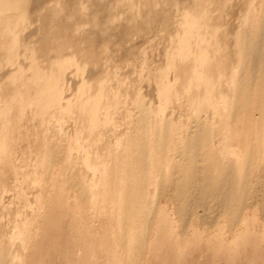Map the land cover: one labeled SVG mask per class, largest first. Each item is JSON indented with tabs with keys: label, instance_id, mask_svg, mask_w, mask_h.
<instances>
[{
	"label": "bare ground",
	"instance_id": "6f19581e",
	"mask_svg": "<svg viewBox=\"0 0 264 264\" xmlns=\"http://www.w3.org/2000/svg\"><path fill=\"white\" fill-rule=\"evenodd\" d=\"M75 1L76 2H73L71 0V2L75 4V7L67 9L63 0H0V187L5 188L12 177L15 179L19 176L18 161L15 160V155L17 148L20 146L22 147L24 143V147L29 151L28 153L35 154V158L38 157L37 161H39L35 168L38 170L42 169L41 172L43 174H53V170H55L53 167L54 163L57 161L60 162L61 160H59L57 151H55L59 143L51 140V143L48 144V140L45 138L46 135L42 128L46 126L45 124H47L48 121V123H50L61 116L64 118L70 117L71 119L76 118V121L73 119L74 122H80L81 127L80 124L79 127L81 130H86H83L86 133L88 131L87 134L90 139H95L97 135L98 139L101 135L103 137V133L107 129H105V127H107L108 122H111V120L109 121V113H112L113 111L116 112V107L118 105L120 106V103L123 100V96L120 97V95L129 92L126 90L123 93L124 90L122 89V82L124 81L126 83V78L122 77L125 80L122 79L123 81H121V77L117 75V71H120L119 60H117L119 65L117 64V66L113 67L116 62L113 61L116 60L115 56H105V51L110 47V42L113 39L112 37H119L120 40L126 36L130 37L129 35L131 33H136L139 36L141 35L140 32L143 33L146 29H148L147 31H150L151 27H153L154 24H157L155 22L159 21L164 33L167 31L169 34L168 39L169 43H171L169 44V47H163L165 49L164 58L166 59L163 63H158L156 66L153 65V61L150 63L149 61L143 60L145 64L143 62L144 65L141 64V68L144 66L143 70L145 68L147 69L145 71L147 73V78L150 82L153 81L156 88V94L164 103L159 111V114L161 115L155 117L153 123H150L151 114L154 112V109L149 103L147 104L145 102L143 97L138 99V112L140 114L134 119L135 121L133 120L136 125V133L135 136L133 135V141L131 138V142L134 143L132 144V151L128 154H119V160L117 161L113 160L112 150L110 151V148H108L109 146L103 148L96 147V150L91 148V151L93 149L92 153L89 151V145L88 147L83 144L79 145L78 149L82 152H86L82 155V162H85V164L94 172V178H92L90 183L85 179L83 172L77 173L76 171H72L75 167L69 166V164H71L69 156L63 158L64 161H66L65 163H67L62 169L66 176L64 182H69L71 180L77 181L80 185L79 190L81 194L88 190L93 192L92 196L88 197L85 203L80 206V210H83L85 207L89 208V210L85 208V210H88L86 213L89 212L88 216L94 217L98 211H101V209L108 203L110 204L109 215L111 217V225L114 227L112 235L109 234V230L105 227L101 228L102 233L103 231L105 233L104 235H101V231L97 233L94 231V233L93 230L88 228L89 226H85L87 228L79 226L77 231L85 234H83L85 236L83 241L88 243H84L81 239L83 243L80 245L85 249H83L85 252H83V257L78 258L79 260H75V257H73L74 255L72 254V248L76 242L74 244L71 242V238L75 232V230L72 232V228H74L73 222L69 219L70 221H68V223L64 218L69 215H77L74 212L76 211V208L73 206L71 207V209H73L68 211L63 209L61 205V191L64 194L66 193V189L61 188V191L55 193L49 202L48 206L50 215L45 223L46 226L44 225L43 227V239H35L37 242L34 243V247L38 248V252H43L39 253L43 254V259H39L38 261L36 258L38 262L32 260L33 262L31 263L50 264L45 262L44 258L51 262L52 256L55 254L54 252L58 251V253L62 254V257L60 258L65 257V264H138L143 260L144 254L154 246H151L152 241L153 243L162 242L164 244L166 241H169V239L176 238V241L178 242L177 245L181 248V243L185 238L183 237L185 234L184 232L187 231L185 230L181 234L179 232L175 235L171 229L163 226L161 223L167 225L169 224V221H171L168 219V212L166 211L165 213L167 215H162L161 225L158 227L156 220H158V215L161 213V206L158 205L157 201H159L161 197H157L156 195L166 196L170 200L173 199V204L175 202L179 211L181 210V212L183 211V213L189 214V212L194 209L191 207L194 192H198L200 196L205 193V197L203 195L201 196V199H204V201L210 197L212 198V196L214 198L215 196L211 192H216L215 194L220 196V198L217 196L218 199L215 197L217 199L216 201L232 203V207L235 210L233 213L237 214V212H242L241 209L243 210L242 198L244 195H241L240 197L232 196V194L235 195L232 190L234 183L241 187H245L246 184L253 183V178H257V180H255L258 182V177L254 176L256 172L257 175H259L258 173L262 172V170L264 172V168H261L259 163L254 168L250 167L252 165L246 166L247 160L252 151H254L253 154H257V151L255 153L256 149L251 151L252 147L247 148L242 154L237 150H231L232 153L230 154L229 152L231 151H228L227 155L217 154L212 151L213 143L211 137L202 133H193V135L188 134L187 142H185L186 145L183 150H178L179 146H174L172 149L169 144L164 142L165 135L163 136V132L166 134V127H168V125L167 122L162 125L161 111L167 109L166 106L172 99H178V95L180 96V94H184L186 98L184 100L186 102L184 103L189 105V109L192 108L196 112L212 110L214 113H218L216 112L217 106L221 102L220 99H218V93L220 92V95H222V91L225 93L226 97L230 92V90L225 89L226 87L223 89L220 87L222 85L224 86L225 83H229V85L231 84L230 86L232 87L234 85L238 90V92H236L237 96H243V101H248V105H245L250 107L251 104L249 105V101H251V94L253 91L252 93L249 92L250 90L247 91L249 87H246V81H241L243 78L240 75L241 72L236 70L245 58L242 59L243 57L237 55L235 51L230 49V43H227L229 41L225 40V38L228 37V35H225L226 31L223 33L222 31L220 32L223 27L221 19L223 18V15L221 13V15L218 14L215 16L214 13L217 11L215 8L220 7L222 9L220 6L223 3L222 0H189L192 1V6L190 5L188 8V5L186 4L187 9L183 10L184 13H182V10L178 7L180 11L179 14L177 13L178 16H173V12L169 9L171 8L170 6H173L177 12L178 9L176 6H180V2H182L181 0H118L115 2L117 3L115 4L116 6H114V3H109V0L105 4L96 5L95 10H97L99 14L90 15V20L87 24H90L93 27L88 31L85 30V26L80 24L79 21L76 20L73 22V19H75L74 17L83 11V4H81L80 0ZM212 4L215 6L213 8L215 11L211 9ZM262 6L264 8V0ZM120 7L121 10H119ZM122 7L126 10V16H124L123 22L115 23L117 19L116 14L124 11ZM89 8L90 7L88 6L87 9ZM181 8L183 9V6ZM115 10H118V12ZM252 10V6L249 4L245 9V16L243 18L247 28H250L249 23H251L250 30L252 31L253 39L256 44V41L264 36V26L259 25L255 20L256 18H250V12H252ZM62 12H64L63 17L60 15ZM211 13H213L214 16ZM86 14L88 13L85 6V17L87 16ZM262 14H264V11ZM27 21H29V24L36 23L37 26H34V30L32 29V31L30 29L31 32L27 34L24 33L25 35L22 36V34H20L21 29L27 24ZM156 30L159 29L157 28ZM34 31H38V33L42 35L41 40L33 38L32 34ZM235 33L237 43L239 45L244 44L242 40L245 37L242 31ZM166 34L162 36H165ZM151 43L153 42L151 41ZM255 44L252 46V53L254 56H257L262 50H260L261 47L258 45L256 46ZM132 47L134 48V43L124 55L130 53V55L132 54V56H135V49ZM20 48H22V52L21 50L19 51ZM242 52L241 55L243 54V56H245V50ZM17 54L19 55L17 56ZM14 56H17L15 57L16 60L14 59ZM263 56L264 55H262V57L258 56L257 59L255 58V64H257V66L261 65L264 67ZM22 58L23 60H20ZM11 59L15 61V63L12 64L14 65V68H9L11 67V64H9ZM80 60L86 63L85 65L83 63L85 67L89 65L87 63L92 64L94 67H90L91 69L89 68L88 72L86 70V77L79 79L78 83L77 79L67 72V68L70 65H81V62H79ZM110 68L114 70H110ZM79 69H77L78 72L80 71ZM118 73L121 74V71ZM112 78L113 81H116L115 85L112 84L114 82H111L112 85L110 84ZM249 84L250 82L248 85ZM72 85H75V91L73 90L74 92L71 91L70 93L67 90H70ZM130 87L131 86H129V88ZM218 88L221 90H218ZM125 101L124 103H126ZM114 108L115 110L112 111ZM252 109L254 110L253 107ZM102 110H104V112ZM163 113L165 116V112ZM263 113L264 111L261 112L262 115ZM262 115V119L259 117L261 120H263ZM234 118L235 117L232 119H225L224 121L226 125L235 121L236 119ZM259 118H256L254 113H251L250 121H248L251 124L254 122L258 124V122H260L258 120ZM34 119L37 120V123L31 124L32 121L34 122ZM200 120L201 118L197 120L198 122H195L199 123L201 122ZM149 127H152L155 130L150 133ZM81 133V135L85 134L82 131ZM257 134L259 133L255 134L252 131L249 136L245 137V140L246 138L252 139L253 135L257 136ZM83 136L78 135L75 138L70 136L66 141H68L69 144H76L78 142L76 140L81 139L80 137L83 138ZM227 140L229 145L234 143L233 141H236L235 137L231 134H228ZM182 141H179V143ZM251 144L253 146V143ZM87 148H89V150ZM170 148L174 153L169 156ZM21 149L19 150L21 151ZM253 154L251 155L252 157ZM21 155L23 158V160L21 159L22 164L31 162L27 161L25 151L23 153L21 152ZM180 155H183V157L187 156L191 159H197L200 164L202 163V165H200L201 167H199L200 169L202 168V171H196L197 169L194 171L188 167L190 165H188V169H186L185 165H187V162L182 163V160L180 161L181 158H179V160L177 159V156L180 157ZM154 158H157L160 161L155 175L151 176V167L157 163ZM36 171L37 170L35 169V172ZM169 182L171 184L170 186ZM171 182H173V184ZM152 189H155L162 194H158V192L152 194ZM172 192L174 193L172 194ZM157 198L159 199L157 200ZM193 211L196 212L195 209ZM83 216H85V213ZM236 217L238 218V216ZM74 218H76V216ZM13 222L15 230H17L16 232L20 233L25 229V221L23 225L18 224L17 220ZM157 222L159 223L160 221ZM156 225L158 230L155 233L153 231H155L154 226ZM246 231L249 232H245L247 233V236L252 235L250 234V230ZM223 232L224 231H221L222 234H224ZM235 233L236 232H234V234ZM242 233L244 232L242 231ZM97 234H100V236H107L106 239L103 238V240L100 239L99 243L97 242V245L102 247H96L95 245L91 247L84 246L92 242L91 240L96 238ZM242 235L238 236L241 237ZM236 236L237 234L232 237L235 238ZM243 236L242 239H244V242L247 244L251 239L246 241L247 237L245 235ZM89 237H92V239L90 238V241ZM221 237L223 238V236ZM46 240L47 247L45 246L46 248L40 249L42 242H45ZM62 240L65 241L64 243L67 242L64 244V247H62ZM2 241L0 243V264L21 263L18 262L19 255H13L10 253L9 249H7V244L5 241ZM185 241H187V239ZM70 243L73 245L71 244L70 246ZM93 243L95 244V242ZM219 243L221 242H218L217 244ZM179 244H181V246ZM107 245L111 251L109 254L106 251L107 256L103 261V258L99 256L98 251H103L104 254V251L108 249ZM165 245L166 244L163 246L165 247ZM221 245L223 246V244ZM221 245H219L220 247L218 249L225 252L226 255L225 250L227 247H225L226 249H222ZM156 246H158L157 243ZM61 248L67 249L60 250ZM211 248L214 249L213 246ZM231 248L232 246L230 249ZM76 249L78 251V248ZM163 249L161 250L159 248V250H161V252L159 251V254L164 255L166 258H164L165 262L161 261L160 263L168 264L169 258L167 257V253L169 248H166V250ZM218 249L216 253H218ZM151 250L152 249H150V252ZM52 252L54 254L51 256ZM58 253H56V255ZM157 253H155V255ZM60 254L58 255L61 256ZM179 254H181V251ZM35 255L36 254H34V256ZM214 256L215 255L213 254V257ZM216 256L218 255L216 254ZM229 256L232 257H229L232 260L235 257L231 254ZM178 257L180 258V256ZM178 257L175 256V258ZM222 257H224V255H222ZM29 258L30 257L27 255L25 260L26 263ZM60 258L57 259L61 260ZM170 261H172V259Z\"/></svg>",
	"mask_w": 264,
	"mask_h": 264
},
{
	"label": "rangeland",
	"instance_id": "374dc122",
	"mask_svg": "<svg viewBox=\"0 0 264 264\" xmlns=\"http://www.w3.org/2000/svg\"><path fill=\"white\" fill-rule=\"evenodd\" d=\"M72 1L76 2L75 0H72ZM107 1H109V0H80L81 4H83L82 5L83 11H81L80 13L77 14L76 17H74L75 19H73V22L77 20L80 22V24H83L85 26L86 31L90 30V28L93 27L92 25L87 24V22L90 20V15L99 14V12H97V10H95L96 5L105 4V3H107ZM117 1L118 0H110L109 3L110 2H111V4L114 3V6H116L115 4H117V3H115V2H117ZM181 1L182 2H180V6L181 7L183 6V9L178 5V6H176L178 9L177 12L173 6H170L171 8L173 7L172 9L171 8L169 9L171 12H173V14H174L173 16H178V14L180 12L179 8H180V10H182L181 12L184 13L183 10L187 9V5H188V8L190 7V5L192 6V3H191L192 1H189V0H181ZM222 1H223V3L220 5L222 7V9L220 7L215 8V10H217V11L219 9V11L218 12L216 11V13H214V14H215V16H217L218 14L221 15V13H222L223 18H221V19H222L223 27L220 30V32L222 31V33H223L226 31L225 35L226 36L228 35V37H226L224 35L226 37V38L225 37L224 38L226 41H229L227 43L228 44L230 43L229 44L230 46L228 45L230 47V49L235 51V53L237 55L243 57L242 59L245 58V60L241 59L243 62L239 66V68L238 67L236 68V70L241 72L240 75L243 77V78L241 77L242 78L241 81L242 82L246 81L245 82V83H247L246 87L247 88L249 87L248 89L246 88L247 91L250 90L249 91L250 93H252V91H253V93L251 94L252 95L251 101H249V105L251 104L252 106L251 105H250V107L246 106L245 104L248 105V101L244 102L243 96H241V97L237 96L236 92H238V90L235 88L234 85H233V87L230 86L231 84L229 85V83L228 84L225 83L224 86L223 85L220 86V87H222V89L226 87L225 89L230 90L228 96L226 95V97H225V93H223L222 91H221V94L222 95L224 94L223 95L224 97L222 95H220V92L218 93L219 95L217 94L219 97L218 99H220V101H221L219 103V105L217 106V110H216V112H218L219 114L214 113L212 110H206V111L204 110V112L203 111L196 112L192 108H190L191 109L190 110L188 108L189 105H186V103H184V102H186V101H184L186 99L184 94H180V96L178 95V99L175 98V99L171 100V102L166 106L167 107L166 110L161 111V113H162V125L165 122H167V125H168V127H166V134L162 131L163 136L165 135V138H164L165 141L164 142H166V144H169V146L172 147V149L174 148V146H179L178 150H183L185 145H186L185 142H187L188 134L193 135V133L194 134H198V133L201 134L202 133V134H205V135H208L209 137H211L212 143H213L212 151L214 153H217V154H221V155L226 154L227 155L228 151H231V150L232 151L237 150L240 154H242L245 150H247V148L252 147L251 151L256 149L255 153L257 151V154H253L254 151H252L251 155L253 154V157L251 155H249V159L247 160L246 166L252 165L250 167L254 168L259 163L261 168H264V130H263L264 129V113H263V115L261 114V112L264 111V67L261 65L257 66V64H255L256 63L255 60L258 58V56L262 57V55H264V38H263L264 36L262 38H260L258 41H256V44H255L254 39H253V35H252V31L250 30L251 29V23H249L250 28H247L246 23L244 22V18H243L245 16V9L250 4L252 6V9H253L252 12H250V14H251L250 18H253V19L256 18L255 19L256 22L259 25L264 26V14H262V12L264 11V8L262 6L263 0H246V3H245V0H222ZM63 2L66 4L67 9H71V8L75 7V4L73 2H71V0H63ZM241 2H242V4H241ZM243 4H245V5H243ZM85 6H86L87 13H88V14H86L87 15L86 17L84 16ZM88 6L90 7L89 9H87ZM211 6H212L211 9H213L215 7L213 4ZM239 7H240V10H239ZM122 8L124 10V7H122ZM119 10H121V7L119 8ZM115 11L118 12V10H115ZM125 11L126 10H124L123 12H118L116 14L117 19H116L115 23L123 22L124 16H126ZM211 14L213 15V13H211ZM60 15L63 17L64 12H62ZM219 21H221V20H219ZM26 23H25L26 25H24V27H22V29H21L20 34H22V36L31 32L32 29L34 30V26H37L36 23L29 24V21H27ZM155 23H157V24H154L153 27H151L150 31H147L148 29H146L143 33L140 32L141 35H139V36L136 33H135L136 35L134 33H131L129 35L130 37L126 36L125 38L123 37L124 39L122 38L120 40H119V37H112L113 39L110 42V47L108 48L109 50L107 49V51H105V53H106V54H104L105 56H111V55H112L111 57L115 56L116 60H113V61H116V62H115V65L112 62V64L114 65L113 67L117 66V64L119 65V63H120V65H119L120 67L119 66L118 67L120 68L119 70L121 71L122 75L120 73H118L120 71L116 70L117 67L115 68V70L117 71V75H119V77H121L120 78L121 81L125 80L123 78H126V80H125L126 83L124 81L123 82L125 84L122 82V84H123L122 89L124 90L123 93L126 90L129 92H125V94L121 93L122 95H120V97L123 96V100L121 99L122 102L120 103V106L118 105L119 107L118 106H117L118 108L116 107V109H117L116 112L113 111V110H115V108H114V109H112L113 112L109 113V115H110V116L108 115L109 121L111 120V122H108L109 126L107 125V127H105V129L106 128L107 129L105 131L106 133L105 132L103 133V137L101 135V137H99V139H98V135H97L96 136L97 139L95 137V139L91 138L92 139L91 140L87 134L88 131L86 133V132H84L86 130H84V129L81 130L80 122L79 123L74 122L73 119H75V121H76V118L71 119L70 117L69 118L66 117L67 118L66 119V118L61 116L58 119H54L50 123H48L49 122L48 121L47 124H45L46 126L43 127L42 129L44 131V134L46 135L45 138L48 140V144L51 143V140L53 142L59 143L57 145V149H55V151H57V155L59 157V160H61L60 162L57 161L54 163L53 167L55 168V170H53V174L51 173L52 175L51 174H43L41 172L42 169L38 170L37 168H35L37 162L39 161V160L37 161L38 157L35 158L34 157L35 154L33 155V154L28 153L29 151L26 150V148L24 147L25 143L22 145V147L20 146L17 148L15 160L18 161L17 162L18 163V170H19L20 174L15 179H14V177H12V179L9 181L8 185L5 188L0 187V243L2 240H3L2 242L5 241V243L7 244V249H9L10 253H12L13 255H16V254L19 255V258H18L19 261L18 262H21V263L16 262V264H31L34 260H35L34 262H38L39 259H41V260L43 259V257H42L43 254H39V253H43V252H38L37 251L38 248L34 247L35 246L34 243H36L37 242L36 240L39 238L43 239V236H42L43 227H44V225L46 226L45 223L49 219V215H50L49 206H48L49 202L51 200V197L55 193H57L58 191L59 192L61 191V188L66 189V193H64L65 196H64L63 192L61 191V193H62L61 194V197H62L61 198V205H62L63 209L68 211V210H72L73 208L71 209V207H73V206H75V208H76V211H74V212L77 214V215H75L77 219L74 218L75 216H73V215L66 216L67 218L64 216L65 217L64 219L67 222L70 220H71V222H73L74 228H72L73 229L72 232L74 230H75V232L73 233L74 235L71 238L72 239L71 242L73 244L76 242L75 243L76 245L75 244L73 245L72 243H70V246H71V244L73 245V248L72 247L71 248H72V251H73L72 254L74 255L73 257H75L74 258L75 260L83 257V252H85L84 251L85 249L82 248V245H80L84 242L83 239L85 238V236H84L85 234L77 231L79 226H83V227L89 226L88 228L93 230V232L95 231L96 233L99 231H101V233H102L101 228L105 227L109 230V234L112 235V230L114 227H112V225H111V217L109 215L110 204L108 203L104 208L101 209V211H98L94 217L88 216L89 212L86 213V211H88L89 208L85 207L88 210H85V208L84 209L82 208L83 210H80V206L85 203V201L87 200L88 197L92 196L93 192L88 190V191L81 194V192L79 190L80 185L78 184L77 181L71 180L69 182L68 181L64 182L66 180V176L64 175L62 169L65 167V165L67 163H65L66 161H64L63 158H65V156H67V157L69 156L70 162H71V164H69V166L75 167V168H73L72 171H76L77 173L83 172L85 175V179L90 183L92 178H94V176H93L94 172L91 168H89L85 164V162H82V159H81L82 155L86 152L84 150H83L84 152L79 150L78 149L79 145L83 144L85 146L87 145V147L89 145L90 150H89V148H87V149L90 152H92L93 149L96 150V147L97 148H99V147L103 148L105 146H109L108 148H110V151L112 150L113 160L117 161V160H119V154H121V153L128 154L130 151H132V148H133L132 144H134V143L131 142V138L133 141V137L135 136V133H136V131H135L136 125H135L134 119H136L137 116H139V114H140L138 112L139 111L138 110V108H139L138 99H140V97H143L145 102L147 104L149 103V105H151V107H153L154 112L151 114L150 123H153L155 117H157L158 115H161V114H159L160 113L159 111H160V108L162 107V105H164V103L162 102L160 97H158V95L156 94V88H155V84H153V81L150 82L148 80L147 75H146L147 73L145 72L147 69L145 68L143 70L144 66L141 68V64L142 65L145 64L144 61H149L150 63L153 61L152 63H154L153 65H155V66L158 65V63L159 64L163 63L166 59V58H164L165 57V54H164L165 49L164 48L169 47L170 46L169 44H171V43H169V39H168L169 34L167 33V31H165V33H164V30H162V25L160 24L159 21L155 22ZM23 28H24V30H23ZM157 28L159 30H156ZM30 29H31V31H30ZM238 31H242V33L244 34L245 38L242 40V42L244 44H242V43L241 44L245 48L242 45H239L237 43V41H236L237 38L235 39V37H236L235 32H238ZM164 34H166V35L162 36ZM32 35H33L34 39L35 38L40 39V40L42 39V35H40V33H38V31L37 32L34 31V33ZM150 40L154 44L151 43ZM133 43H134V48L133 47L132 48L135 49V53H136L135 56L136 57L132 56V54L130 55V53L128 55H124L127 52V50L130 49V47ZM254 44L256 46L258 45L259 47H261L260 50H262L260 54H257V56H254V54L252 53V46ZM21 49L22 48H20L19 51ZM244 50H245V53H244L245 56H243V54L241 55V53H243L242 51H244ZM19 51H18V53H19ZM137 51H138V53H137ZM21 52H22V50H21ZM18 55L19 54H17V56ZM17 56H14V59ZM263 58H264V56H263ZM20 60H23V58ZM117 60H119V63H117ZM11 61L9 62V64H11V67H9V68H14V65H12V64L15 63V61H13L12 59H11ZM18 61H19V59H18ZM134 61H135V63H134ZM79 62H81L80 63L81 65L75 64L76 66H74L72 64L73 66L70 65L69 66L70 68L69 67L67 68V72H69L70 75L75 77V79H77V82L82 77H86L85 76V75H87L86 70L88 72L90 67H94L90 63H87L89 65L88 66L86 65L87 67H85L84 65L86 63L82 62L81 60ZM143 62H144V64H143ZM83 63H84V65H83ZM90 65H92V66H90ZM77 69H79L80 71L78 72ZM111 69L112 68H110V70ZM112 70H114V69H112ZM71 72H73V73H71ZM245 74H246V76H245ZM111 82H114V83H112L113 85H115V83H116V81H113V78L111 79L110 84H111ZM249 82H250V84L248 85ZM76 85H78V84H76ZM129 86H131V87L129 88ZM229 86H230V88H229ZM71 87L72 88L69 87L70 90H67L70 93H71V91L72 92L75 91V85H72ZM236 87H237V85H236ZM134 89H135V92H134ZM219 89L220 88H218V90ZM223 91H225V90H223ZM226 94H227V92H226ZM124 101L126 103H124ZM254 104L256 107L254 106ZM256 104H259V105H256ZM186 107H187V109H186ZM252 107L254 108L255 111L252 109ZM262 109H263V111H262ZM251 110H253V111H251ZM102 111L104 112V110H102ZM163 112H165V116H164ZM251 113L252 114L254 113V116L256 118H259V117L261 118V115H262L263 120H261L262 118L258 119L260 121V122H258V124L260 123L259 125L255 122L253 124H251L249 122L250 117H251ZM29 117H31V116H29ZM35 117H37V116H35ZM103 117H104V115H103ZM110 117H111V119H110ZM164 117H165V119H164ZM233 117H235L234 119H236V120L230 122L229 125H226L224 120L228 119V118L232 119ZM112 118H113V120H112ZM200 118H201V120H200L201 122L197 123L198 122L197 120H199ZM237 118H238V120H237ZM36 121L37 120L34 119V122L32 121L31 124L37 123ZM195 121H197V122H195ZM79 124H80V127H79ZM199 129H200V131H199ZM149 130L148 131L150 133H152V131L155 129L152 127H149ZM81 131L83 133H85V134H83L84 136L81 135L82 134ZM252 131L255 134L256 133H259V134H257V136L253 135L252 139L246 138V140H245V137L249 136ZM77 134L80 136H83V138L80 137L81 139L76 140V141H78L76 144L75 143L69 144L68 141H66V139L68 137L73 136V138H75L76 136H78ZM228 134L233 135L236 139V141H233L234 143H232L233 146H232V144L229 145V143H228V140H227ZM102 138H104V139H102ZM179 141H182V142L179 143ZM251 143H253V146ZM228 146H229V148H228ZM21 148H23V149H21ZM91 148H93L92 151H91ZM19 149H21V151ZM172 149L169 151V156L174 153ZM24 151L26 154L25 156L27 157V161H31L30 163L29 162H27V163L23 162L25 164H22L21 159L23 160V158H22L23 154L21 155V152L23 153ZM110 151H109V153L111 154ZM232 151L229 152V154L232 153ZM19 152H20V154H19ZM20 155H21V157H20ZM178 156H177V159L179 160V158H181L180 161L182 160L181 161L182 163L187 162V165L184 164L186 166V169H188L187 168L188 165H190L188 167L194 171L196 169H197L196 171H200L202 169V168L201 169L199 168V167H201L200 165H202V163L200 164V162L197 159H195V158L191 159V158H188L187 156L183 157V155H180V157H178ZM171 157H173V156H171ZM29 158H30V160H29ZM127 159H128V157H127ZM154 159H155V161H157V163L155 162L156 164L153 167H151V169H152L151 170V176L155 175V173L159 167V161L160 160L157 158H154ZM35 169L37 170L36 172H35ZM192 170H190V171H192ZM187 171H189V170H187ZM262 172H263V170H262ZM262 172H259L258 173L259 175L256 174L257 172L254 174V176L258 177V179H259L257 182L256 181L257 178H253L254 184L248 183L245 185V187L244 186L241 187L240 185H237L236 183H234L232 190H233V193H235V195L232 194V196L233 197H237V196L240 197L241 195H244L242 198L243 199L242 200L243 210L241 209L242 212L241 213L237 212V214L233 213V212H235V210L232 207V203H229V202L226 203L223 201L222 202L216 201L218 199V197L220 198V196H218V194H215L216 192H211V193H213L215 197L218 196L217 199L215 197L213 198V196H212V198L210 197L205 201H204V199H201V196L203 194L200 196L198 192H194V195H193V198L191 201V207H193L196 212H194L193 211L194 209H193L192 211H190L192 213L189 212V214L183 213V211L181 212V210L179 211L175 202L173 204V199L170 200L166 196L156 195L157 197H161L160 199L157 198V200L159 199V201H160V203H159V201H157L158 205L161 206V211H160L161 213H159L158 216L161 218L162 215L166 214L165 213V211H166V212H168L167 213L168 214L167 217H169L168 219L172 221V223H171V221H169V224L164 225L163 223H161L162 218L160 219L158 217V220H156V224L158 225V227H159V225L162 224L163 226L167 227L168 229H171L175 235H176V233L180 232V234H181L183 231L187 230L184 232L185 234L183 236V237H185L184 241L186 239H187V241H185V242L183 241L182 243L180 242L182 244V246H181V244H179L181 246V248L178 247V245H177L178 242L176 241V238L175 239L172 238V239H169V241H166L164 244H166L167 246L165 245V247L163 246L164 244L162 242L161 243L156 242L158 245V246H156V243H153V241H152L151 246L152 245H154V246H152L153 248L152 247L150 248V249H152L151 252L149 249L148 250L149 253L146 252L143 256V260H141L138 264H165V263H160L161 261L165 262L164 258H166L164 255L159 254L163 248L165 250H166V248L167 249L169 248L168 253L171 252L170 254H168L166 252L167 257L169 258V260H168L169 262L167 261L168 264H181V263L182 264H232V263L233 264L234 263L235 264H264V262H263V259H264V172L263 173ZM171 183L173 184V182H171ZM170 185L171 184L169 182V186ZM151 191H152V194H154L155 192L156 193L158 192L155 189H152ZM173 193L174 192H172V194ZM158 194H162V193L158 192ZM203 196L205 197V193ZM215 204H216V206H215ZM84 213H85V216H83ZM236 216H238V218H240V219H238ZM71 217H72V219H71ZM173 219H174V221H173ZM15 220H17L18 224H20V225H23V223L25 221V229L23 231H21L20 233L16 232L17 230H15V226L13 224L14 223L13 221H15ZM157 221H160V222L158 223ZM180 224L182 227L180 226ZM157 225L154 226L155 231H153V232H155V233L158 230ZM87 227H85V228H87ZM228 227L231 229H229ZM246 230H250L251 232H253V233L250 232V234H252V235H249V236H251V237L247 236V233H245V232H248V231H246ZM221 231H224L223 233L226 235L222 234ZM242 231L244 233H242ZM234 232H236V233L234 234ZM104 234L105 233L103 231V233L101 235H104ZM236 234H237V236L235 238H233ZM242 234L247 237L246 241H248V239H251L247 242V244H246V242H244V239H242L244 237ZM98 235L100 236V234H97V236H96V238L97 237L99 238V239L97 238L98 240L96 238L92 239V237H89V241L92 239L91 240L92 242H90L89 244L84 245V246L91 247V246L95 245L96 247H102V246L97 245V244L99 243L100 239L101 240H103V238L106 239L107 236H100L99 237ZM238 235H242V236L240 237ZM221 236H223V238ZM252 237H253V240H252ZM79 239H80V241H79ZM81 239L83 242L81 241ZM95 239H96V241H95ZM254 239H255V241H254ZM159 240H161V239H159ZM216 240H217V243L218 242H221V243L217 244ZM62 241H61V243H63L62 247H64L65 246L64 244H66L67 242L64 243L65 241H63V242ZM170 241H172V242H170ZM93 242H95V244ZM175 242H176V244H175ZM224 242H226V243L229 242V243L226 244ZM46 243H47V240L45 242L43 241L40 249L46 248L47 247ZM84 243H88V242L85 241ZM167 243H170V244H167ZM239 243H241V244H239ZM159 244H160V246H159ZM221 244H223L224 247ZM216 245H218V246H216ZM219 245H221L222 249L223 248L226 249L225 247H227V249L225 251H226V255H228V256L225 255V252H223L222 250L220 251L218 249L220 247ZM172 246H173V249H172ZM176 246H177V249L179 248L178 249L179 251L176 249ZM212 246L214 249L211 248ZM231 246H232V248L230 249ZM216 247L219 250L218 253H216V251H217ZM228 247H229L230 251H229ZM76 248H78V251ZM107 248H108V245H107ZM159 248L161 250H159ZM209 248H211V249H209ZM66 249L67 248H63V249L61 248L60 250H66ZM196 250H198V251H196ZM33 251H35V252H33ZM106 251L109 254V252L111 250L108 248L107 250L104 251V254H103V251H98L99 256L101 258H103V261L105 260V257L107 256ZM180 251H181V254H179ZM186 251H187V253H186ZM208 251H210L211 253ZM214 251H215V253H214ZM54 253L53 252L51 253V256H52V254H54L53 255L54 257L52 256L51 262L53 264H56V263L65 264V261H66L65 257L60 258V257H62V254L58 253V251L54 252ZM56 253L60 254L61 256H59L58 254L56 255ZM155 253H157V254L155 255ZM23 254H24V256H23ZM34 254H36V255L34 256ZM80 254H82V255H80ZM213 254L215 255L214 257H213ZM216 254L218 256H216ZM230 254L233 257L235 256L233 258V260L230 259V258H232L231 256H229ZM27 255L32 259L29 258L28 262L26 263L25 260L27 258ZM222 255H224V257H222ZM175 256L176 257L180 256V258L179 257L175 258ZM55 257H57L58 259L60 258L61 260H58ZM36 258L38 259V261L36 260ZM173 258H175V259H173ZM171 259H172V261H170ZM178 259L179 260L181 259L182 261L180 260V262H179ZM155 260L159 261V262H156ZM44 261L52 264L46 258H44ZM170 262H172V263H170ZM177 262H179V263H177ZM218 262H220V263H218Z\"/></svg>",
	"mask_w": 264,
	"mask_h": 264
}]
</instances>
